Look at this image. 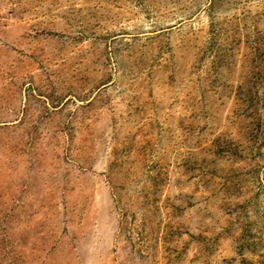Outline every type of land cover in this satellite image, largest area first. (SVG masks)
<instances>
[{
    "label": "rangeland",
    "instance_id": "obj_1",
    "mask_svg": "<svg viewBox=\"0 0 264 264\" xmlns=\"http://www.w3.org/2000/svg\"><path fill=\"white\" fill-rule=\"evenodd\" d=\"M0 264H264V0H0Z\"/></svg>",
    "mask_w": 264,
    "mask_h": 264
}]
</instances>
